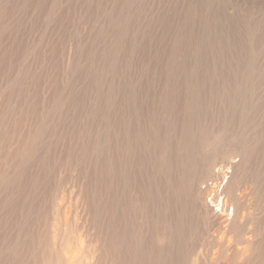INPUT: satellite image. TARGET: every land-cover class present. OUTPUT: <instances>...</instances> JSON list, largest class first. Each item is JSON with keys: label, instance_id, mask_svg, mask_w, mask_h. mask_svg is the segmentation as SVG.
Returning <instances> with one entry per match:
<instances>
[{"label": "rangeland", "instance_id": "obj_1", "mask_svg": "<svg viewBox=\"0 0 264 264\" xmlns=\"http://www.w3.org/2000/svg\"><path fill=\"white\" fill-rule=\"evenodd\" d=\"M0 167V264H264V0H0Z\"/></svg>", "mask_w": 264, "mask_h": 264}, {"label": "bare ground", "instance_id": "obj_2", "mask_svg": "<svg viewBox=\"0 0 264 264\" xmlns=\"http://www.w3.org/2000/svg\"><path fill=\"white\" fill-rule=\"evenodd\" d=\"M223 1V0H222ZM234 3V2H233ZM217 6V5H216ZM208 11V10H207ZM238 11V10H237ZM225 15V14H224ZM146 20V19H145ZM148 21V20H147ZM143 22H145V21H143ZM197 38V37H196ZM128 39V38H127ZM145 41V40H144ZM142 42H143V40H142ZM145 43V42H144ZM142 51V50H141ZM143 52V51H142ZM144 53V52H143ZM138 54V53H137ZM115 124V123H114ZM118 125V124H117ZM119 127V126H118ZM114 128V127H113ZM116 130V129H115ZM114 132V131H113ZM112 134V133H111ZM113 136V135H112ZM114 147V146H113ZM127 155V154H126ZM125 158V157H124ZM115 159V158H114ZM114 162V161H113ZM125 163V162H124ZM128 165V164H127ZM243 165V164H242ZM115 167V166H114ZM251 167V166H250ZM1 168V167H0ZM150 169V168H149ZM246 169H248V168H246ZM114 171V170H113ZM113 174V173H112ZM219 175V174H218ZM251 175H252V173H251ZM56 178V177H55ZM113 178H115L114 176H113ZM53 179V178H52ZM98 179V178H97ZM129 179V178H128ZM118 180H120V179H118ZM117 182V181H116ZM158 182V181H157ZM116 185V184H115ZM166 186V185H165ZM215 186V185H214ZM14 187V186H13ZM118 187V186H117ZM115 188V187H114ZM121 188V187H120ZM214 188V187H213ZM210 190V189H209ZM214 190V189H213ZM206 191V190H205ZM19 192V191H18ZM97 192V191H96ZM224 192V191H223ZM222 194V193H221ZM239 194V193H238ZM106 195V194H105ZM114 195V194H113ZM112 196V195H111ZM115 196V195H114ZM114 196H113V198H114ZM122 196V195H121ZM120 196V197H121ZM244 196V195H243ZM189 197V196H188ZM110 198V197H109ZM108 198V199H109ZM126 198H127V196H126ZM100 199V198H99ZM104 199V198H103ZM53 200V199H52ZM106 202V201H105ZM110 202V201H109ZM201 202V201H200ZM203 202H204V200H203ZM240 202V201H239ZM114 203H115V201H114ZM205 203V202H204ZM49 204V203H48ZM112 204V203H111ZM113 205V204H112ZM100 206V205H99ZM102 208V207H101ZM6 209V208H5ZM127 209V208H126ZM100 210V209H99ZM128 210V209H127ZM204 210V209H203ZM213 209H211V213H210V215H209V219H211V221L214 223V225H217L218 227L219 226H221V225H223V224H226L227 225V221H228V219H227V216L226 215H224V214H222L221 212H217V211H212ZM57 211V210H56ZM208 211V210H207ZM48 212V211H47ZM101 212V211H100ZM129 212H130V210H129ZM57 213V212H56ZM192 213V212H191ZM202 213V212H201ZM98 214V213H97ZM108 214V213H107ZM126 214H127V212H126ZM125 214V215H126ZM60 215V214H59ZM111 215V214H110ZM121 215V214H120ZM96 216V215H95ZM112 216H114V213H112ZM122 216V215H121ZM97 217V216H96ZM108 217V216H107ZM115 217V216H114ZM119 217V216H118ZM3 218V217H2ZM1 219V218H0ZM46 219V218H45ZM98 219V218H97ZM101 219V218H100ZM196 219V218H195ZM206 219V218H205ZM120 220V219H119ZM15 221V220H14ZM96 221V220H95ZM100 221V220H99ZM115 221V220H114ZM117 221V220H116ZM57 222V221H56ZM126 222V221H125ZM97 223V222H96ZM115 223V222H114ZM1 225V224H0ZM3 225V224H2ZM5 226V225H4ZM116 226V225H115ZM101 227V226H100ZM110 227V226H109ZM48 229V228H47ZM107 229V228H106ZM109 229V228H108ZM8 230V229H7ZM6 230V231H7ZM117 230V229H116ZM119 230V229H118ZM128 230V229H127ZM201 230V229H200ZM1 231V230H0ZM101 231H103L102 229H101ZM126 231V230H125ZM98 232H99V230H98ZM254 232V231H253ZM2 233V232H1ZM0 233V234H1ZM120 233V232H119ZM105 234H106V232H105ZM125 234V233H124ZM108 235H109V233H108ZM107 235V236H108ZM111 235V234H110ZM201 236V235H200ZM114 238V237H113ZM110 239V238H109ZM96 240V239H95ZM102 240V239H101ZM113 240V239H112ZM106 241V240H105ZM125 241H127V240H125ZM99 242V241H98ZM107 242V241H106ZM131 242V241H130ZM123 243V242H122ZM244 243L246 244V247H248V248H251L250 249V251L252 250V248H254L253 246H254V244H255V241H254V239L252 238V237H246L245 239H244ZM97 244V243H96ZM98 244H100V243H98ZM110 244V243H109ZM100 246V245H99ZM104 246V245H103ZM106 247H107V245H106ZM109 247H110V245H109ZM177 247V246H176ZM256 247V246H255ZM98 248V247H97ZM101 249V248H100ZM106 249V248H105ZM119 249V248H118ZM128 249V248H127ZM102 250V249H101ZM15 251V250H14ZM107 251H108V249H107ZM131 251V250H130ZM189 251V250H188ZM102 252V251H101ZM119 252V251H118ZM121 252H123V250L121 251ZM120 252V253H121ZM233 258H232V264H240L241 263V261L242 260H244V259H246L247 258V255H245V254H241V252L238 250V249H233ZM49 253H50V256H54L56 259H58V260H61V261H59L60 262V264H62V260L65 262H63L64 264H77L76 262H78V261H75V260H73V258L72 257H68L66 254L65 255H63L62 256V247L61 246H56V243L54 242H50L49 243ZM64 253H66V252H64ZM99 253V252H98ZM107 253V252H106ZM109 253H111V252H109ZM113 253H115V252H113ZM123 253H125V252H123ZM246 253V252H245ZM97 254V253H96ZM108 254V253H107ZM240 254L242 255V258L241 259H239L240 257ZM251 254V253H250ZM110 255V254H109ZM129 255H130V253H129ZM29 256V255H28ZM46 256V255H45ZM75 256V255H74ZM93 257V256H92ZM106 257V256H105ZM63 258V259H62ZM75 259H77V258H75ZM116 259V258H115ZM250 259V258H249ZM44 260V259H43ZM92 260H94V259H92ZM103 260V259H102ZM127 260V259H126ZM203 260V259H202ZM101 261V260H100ZM89 262V261H88ZM103 262V261H102ZM120 262V261H119ZM118 262V263H119ZM128 263V262H127ZM49 264V263H48ZM129 264V263H128Z\"/></svg>", "mask_w": 264, "mask_h": 264}]
</instances>
